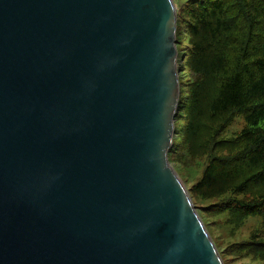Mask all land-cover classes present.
Listing matches in <instances>:
<instances>
[{
    "label": "water",
    "instance_id": "1",
    "mask_svg": "<svg viewBox=\"0 0 264 264\" xmlns=\"http://www.w3.org/2000/svg\"><path fill=\"white\" fill-rule=\"evenodd\" d=\"M173 0H0V264H224L168 161Z\"/></svg>",
    "mask_w": 264,
    "mask_h": 264
},
{
    "label": "trees",
    "instance_id": "2",
    "mask_svg": "<svg viewBox=\"0 0 264 264\" xmlns=\"http://www.w3.org/2000/svg\"><path fill=\"white\" fill-rule=\"evenodd\" d=\"M178 1L168 161L190 172L202 162L187 190L223 263L264 264V0ZM237 116L245 125L223 137ZM256 216L260 225L237 236Z\"/></svg>",
    "mask_w": 264,
    "mask_h": 264
},
{
    "label": "rangeland",
    "instance_id": "3",
    "mask_svg": "<svg viewBox=\"0 0 264 264\" xmlns=\"http://www.w3.org/2000/svg\"><path fill=\"white\" fill-rule=\"evenodd\" d=\"M176 3H174L175 7L179 4L178 0H175ZM182 1V0H180ZM174 2V0H173ZM176 69H178V56H177V61H176ZM180 74V71H179ZM179 76V75H178ZM180 88V87H179ZM174 125H177V120H174ZM245 125V121L242 116H237L235 120L227 126L223 133V137H231L233 136L236 132H238L243 126ZM170 163V162H169ZM172 165V163H170ZM174 165H172L173 167ZM175 167V166H174ZM173 167V169H174ZM203 169V164L200 161L198 166L192 171H182L178 168L174 169L182 183L185 185V187H190L193 183L199 179L201 172ZM261 222V217L256 216V217H248L243 226L239 229L237 236H241L242 238H246L250 232L255 227H258ZM263 262H260L262 264Z\"/></svg>",
    "mask_w": 264,
    "mask_h": 264
}]
</instances>
